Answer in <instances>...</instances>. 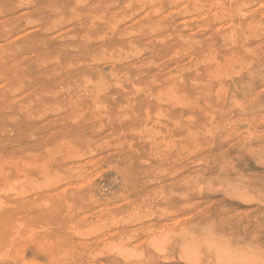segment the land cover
<instances>
[{"label": "rangeland", "instance_id": "1", "mask_svg": "<svg viewBox=\"0 0 264 264\" xmlns=\"http://www.w3.org/2000/svg\"><path fill=\"white\" fill-rule=\"evenodd\" d=\"M0 264H264V0H0Z\"/></svg>", "mask_w": 264, "mask_h": 264}]
</instances>
